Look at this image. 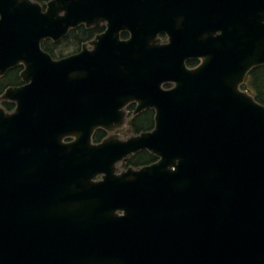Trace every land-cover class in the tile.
Instances as JSON below:
<instances>
[{
	"label": "water",
	"instance_id": "1",
	"mask_svg": "<svg viewBox=\"0 0 264 264\" xmlns=\"http://www.w3.org/2000/svg\"><path fill=\"white\" fill-rule=\"evenodd\" d=\"M152 3L120 41L101 0H0V76L23 66L0 95V264H264V105L241 88L264 0H192L164 45ZM103 19L90 51L41 47ZM130 101L154 127L119 139ZM142 149L157 160L116 172Z\"/></svg>",
	"mask_w": 264,
	"mask_h": 264
},
{
	"label": "flooded vegetation",
	"instance_id": "2",
	"mask_svg": "<svg viewBox=\"0 0 264 264\" xmlns=\"http://www.w3.org/2000/svg\"><path fill=\"white\" fill-rule=\"evenodd\" d=\"M33 1H36V2L40 3L42 5V10H43V9H45V3L47 1H49V0H41V1L33 0ZM101 1H102L101 6L103 8H105V9H107V10H111L114 13L115 17H116V24L122 27L119 30V32H118V38H119L120 41L129 40L131 38L133 29L135 31V26L136 25L133 22V18H134L133 11L136 8V3L137 4H138V2L139 3L140 2L144 3L143 4V7L154 5L152 2H154L155 5H157L156 7L164 6L163 9L161 8L160 14L165 19V22L166 21L168 22V27L170 28V34H169V32L167 30H160V31L157 32V35H156V38L158 40L157 43L158 44H161V45L169 44L170 43V35L172 36V38H174L176 40L177 43L179 42V21H181L179 19L180 13L183 12L184 10H186L187 8H189L188 6L193 7L192 0H101ZM198 1L203 2L204 0H198ZM140 5H138V6L140 7ZM140 10H141V8H140ZM143 10H145V9H143ZM141 15H143V14L141 13ZM146 15H147V13H146ZM140 18H141V16H140ZM140 27H141V25H140ZM106 29H107V20L106 19H103V20L99 21L98 24H93V25H90V26H86L85 24H80V25H78V26H76L74 28H70L68 30L67 34L64 37H62L60 40H58V41H52L51 39H44V40H47L49 42L48 43V46L54 49V47H57V46H59L61 44V40L63 38H66L69 35V33H70L71 30H73L75 33L79 32V31L80 32L82 31V33H83L82 35H78V36L71 37V39L76 38L79 41V45H77V44L70 45L69 47H67L65 49L64 54L61 53V56H58L57 55L56 57H54L49 51L45 50L43 48V46H42V42L44 40L41 41V47L45 51H47L53 58H56V59L61 58V57H64V56H68V55H71V54H74V53H77V52L82 51L84 49L86 51H90V50L93 49L92 41L96 39V36L104 33ZM217 33H219V31H217ZM200 62H201V59L199 57L198 58H189V59H187L185 61V64H186L187 67L193 68V67H196L197 65H199ZM15 67H20L19 72H18L19 77H20V71L22 70L23 66L22 65H17ZM15 67L10 68L6 72V74L10 70L14 69ZM5 75H3V76H5ZM3 76H0V77H3ZM20 80H21V78H20ZM244 80H245V78H244ZM22 83L23 82L20 81V83H18V84H11V85H8L7 87H9V86H18V85H20ZM242 84H241V88H242ZM172 86H173V82H165V83L162 84V87L163 88H170ZM7 87H5V89ZM242 89H244V88H242ZM2 101H8V100H0V104H1ZM9 102H11V101H9ZM14 106H15V104H14ZM135 107H136V102H134V101H130V102H128L124 106V110H125V119H124L125 122H124V125L122 127H119V128H117V129H115L113 131V133H116L118 135V138L119 139H126L127 137H129L132 134H138L140 132H143V131H140L138 133L133 132V129H132L131 125H130V121L136 115H139L140 113L144 112L145 110L151 109L153 111V121H154V110L152 108H146V109H144V110H142V111H140L138 113H134ZM153 127H154V125H153ZM98 129L103 130L105 134L98 141H94L93 140V135H94V133ZM127 129H130V132L129 133L126 132ZM151 129H148V130H151ZM148 130H145V131H148ZM121 132L126 135L125 138H121V136H120V135H122V134H120ZM94 133L92 135V141L95 142V143L100 142L102 139H104L105 137H107L110 134V132H108V131H106V130H104L102 128H97L94 131ZM142 150H145V149H142ZM139 151H141V150H139ZM134 154L135 153L129 154L126 157H124L121 161H119V162L116 163V168H117L116 169V172L117 173L121 172L122 170H126L128 167L136 168V167L142 166V165H139V166H132V165L125 166L124 165V160L127 157H129L130 155H134ZM156 160H157V156H156V159L153 162H155ZM153 162H151V163H153ZM118 164H119L120 167H118ZM148 164H150V163H148ZM144 165H146V164H144Z\"/></svg>",
	"mask_w": 264,
	"mask_h": 264
},
{
	"label": "trees",
	"instance_id": "3",
	"mask_svg": "<svg viewBox=\"0 0 264 264\" xmlns=\"http://www.w3.org/2000/svg\"><path fill=\"white\" fill-rule=\"evenodd\" d=\"M82 34V31L75 33L73 30H71L69 35L61 40V44L59 45L60 47L57 46L54 47V49L49 47V42L47 40H44L42 42V46L45 50L49 51L54 57H56L57 55L61 56V53L64 54L65 49L70 45H79V41L76 38L71 39V37ZM19 69L20 67H15L14 69L10 70L5 76L0 77V94L8 85L20 83L21 80L18 74ZM242 88L249 91L256 101L264 105V65L253 67L247 73L245 80L242 84ZM1 105L8 111L12 110L14 107V104L9 101H2ZM130 125L133 129V132L136 133L151 129L154 125L153 111L151 109H147L139 115H136L134 118L131 119ZM104 134L105 133L103 130L98 129L93 135V140L98 141L101 137H103ZM155 159V155L149 153L146 150H141L135 153L134 155H130L129 157H127L124 160V165L139 166L151 163Z\"/></svg>",
	"mask_w": 264,
	"mask_h": 264
},
{
	"label": "rangeland",
	"instance_id": "4",
	"mask_svg": "<svg viewBox=\"0 0 264 264\" xmlns=\"http://www.w3.org/2000/svg\"><path fill=\"white\" fill-rule=\"evenodd\" d=\"M120 134H122V135H120V136H121V138H125V137H126V135H125V134H123L122 132H121ZM118 167H120V166H119V164H118Z\"/></svg>",
	"mask_w": 264,
	"mask_h": 264
}]
</instances>
